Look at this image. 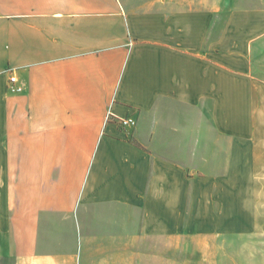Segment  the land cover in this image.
Instances as JSON below:
<instances>
[{
  "label": "crops",
  "instance_id": "0c3cea01",
  "mask_svg": "<svg viewBox=\"0 0 264 264\" xmlns=\"http://www.w3.org/2000/svg\"><path fill=\"white\" fill-rule=\"evenodd\" d=\"M171 4L0 0V264H83L95 218L264 235V0Z\"/></svg>",
  "mask_w": 264,
  "mask_h": 264
},
{
  "label": "rangeland",
  "instance_id": "374dc122",
  "mask_svg": "<svg viewBox=\"0 0 264 264\" xmlns=\"http://www.w3.org/2000/svg\"><path fill=\"white\" fill-rule=\"evenodd\" d=\"M146 6L148 2L167 0H128ZM170 1V9H178L179 0ZM190 1V0H187ZM222 1V0H219ZM218 164H205L199 173H224L228 164L225 146L229 140L219 137ZM209 154V146L207 154ZM0 164V175H1ZM258 212H264V179L257 181ZM94 220V221H93ZM87 225V240L82 250L83 264H264V235L246 233L199 234L181 233L171 236H139L133 238L129 227L110 218ZM262 221L264 218L262 216ZM53 250V249H52ZM64 249L57 248V251Z\"/></svg>",
  "mask_w": 264,
  "mask_h": 264
},
{
  "label": "built area",
  "instance_id": "2783aa9c",
  "mask_svg": "<svg viewBox=\"0 0 264 264\" xmlns=\"http://www.w3.org/2000/svg\"><path fill=\"white\" fill-rule=\"evenodd\" d=\"M10 72L9 77V84L8 88L13 93H19L23 91V86L19 82V78L17 74L14 73L13 68H9L8 70ZM111 121L116 122L120 127L122 128H128V127H135L137 124V121L134 117L128 116V117H119L115 116L112 110L110 109L106 116V123H109Z\"/></svg>",
  "mask_w": 264,
  "mask_h": 264
}]
</instances>
